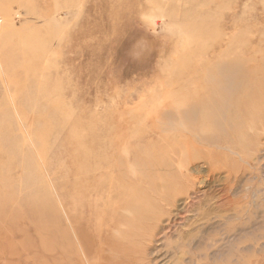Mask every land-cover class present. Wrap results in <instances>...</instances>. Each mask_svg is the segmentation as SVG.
<instances>
[{
	"label": "rangeland",
	"instance_id": "1",
	"mask_svg": "<svg viewBox=\"0 0 264 264\" xmlns=\"http://www.w3.org/2000/svg\"><path fill=\"white\" fill-rule=\"evenodd\" d=\"M233 61L244 84L235 100L261 104L264 0H0V175L31 141L58 194L51 211L32 210L50 184L41 176L32 194L20 189L32 179L13 178L0 264H264V112L246 122L244 148L213 155L216 172L175 193L174 207L150 190L177 180L184 150L165 131L167 111L186 108L209 72ZM144 191L155 201L127 210Z\"/></svg>",
	"mask_w": 264,
	"mask_h": 264
},
{
	"label": "bare ground",
	"instance_id": "2",
	"mask_svg": "<svg viewBox=\"0 0 264 264\" xmlns=\"http://www.w3.org/2000/svg\"><path fill=\"white\" fill-rule=\"evenodd\" d=\"M237 65L240 64L237 63ZM235 66H236L235 61L230 62L225 66L218 65L216 67V73L218 75L214 76V74L209 72L206 82L207 87L205 89L197 88L196 93L195 94L192 93V95H194V99L192 103H190L186 108H182L181 105L179 106L171 105L172 110L170 109L169 111H167L168 113L165 115V118L170 123L169 126L165 127L166 128L165 131H168L170 133L176 132L177 134H179L181 137V139L179 140L181 141V146L184 147V150L181 149V151H179V155L176 159V163H177L176 168L178 173L177 180L170 182L168 184L166 182H163L159 187L152 186L150 187V190L153 194L158 196L160 201L166 203V205L170 207H174L175 204L177 203L176 201L177 198L174 195L175 193L182 191V189H184L185 192H189L190 190L197 187L196 184L197 181L199 183V187L204 186L207 183L206 176L208 175H205V173L214 174L216 172L214 166H218L217 164H215L216 160L214 161L213 155L219 157V159L217 160H220V157H223L222 155L226 156L227 153L235 154L238 153L237 151H240V149L238 148H244V143L246 142V134H247V130L245 127L246 122L248 121L251 125L254 121H255L254 123H256L255 119L258 116L260 117L262 112H264V100L260 104V100L259 102H257L256 98L247 97V94L242 95V97H239L238 99L235 100L236 96L239 94L240 90L243 88L244 85L238 82L236 79H234L232 75H230V73L235 68ZM246 109L248 110L247 113L251 112V116L248 119L245 117L246 114L243 115L240 114L245 112ZM256 112L257 114L254 115ZM231 115L234 117L231 118ZM0 137H2L1 134ZM30 143L31 141L29 143L26 142L23 144H19L17 147L14 148L12 157L2 160L10 163L12 166L10 169H8L6 174L0 175V211L1 213L4 214L5 218H6L7 209L9 208L10 204L15 202L16 199L12 197L14 196L13 190L15 187L14 186L15 180L13 178H19V179L21 178L23 181L25 180V182L27 179H32L31 183H29L28 185L23 183L21 184L20 187V189L29 190L32 194H38L39 191L38 187L39 184H41L42 178L45 177L46 181L50 184L48 187L50 191V195L47 198V202L41 203V201L38 202L35 199L34 201H36V203H33L32 207H29L32 210L48 209L51 211L52 209L51 204L53 197L58 195L55 192L54 184H52L53 183L51 179L52 165L51 166L49 165L48 172H46V170H42L43 173L39 174V169L38 167H36V161L34 160L35 158L33 157L31 147L29 146L32 145L34 142H32L31 144ZM190 146H193V148H191ZM199 149H201L202 151H200ZM6 150H8L7 146H5L1 151H6ZM203 150H206V152L208 153H206ZM200 159L206 160V164L210 166L209 170L203 167H199L195 164ZM241 159L245 160V157L241 155ZM163 161H166L165 158L163 159ZM168 162H172V161H168ZM15 164H17L19 167L22 166L23 170L17 171ZM181 170H183V173H181ZM6 177H8L7 182H5ZM226 179L230 181V178H226ZM237 179L238 178L236 177V180ZM120 191H122V189ZM62 192L64 196H63V201L60 200L59 202L60 210H62L66 224H69V226L74 227L73 224L71 223L73 219L70 217L67 211L66 189H62ZM144 192H145L144 196L146 201H139L138 199L140 198V196L139 198H134V199L130 198L128 201L129 206L127 210H132L133 207H135L137 210L139 209V206L151 203V201H155L154 200L156 199L155 197L151 196L146 191ZM17 200H19V198ZM166 205L164 206L166 207ZM132 217H134V215ZM67 230L68 229L65 230L66 235H67ZM81 233L82 231H78V234L76 235L74 231L73 234L78 242L79 257L83 259L84 258L83 245L82 243H80ZM145 243L148 244V242Z\"/></svg>",
	"mask_w": 264,
	"mask_h": 264
}]
</instances>
